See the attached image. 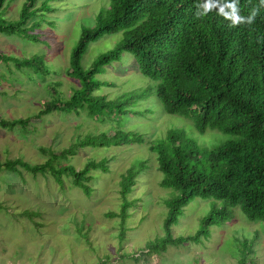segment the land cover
I'll return each instance as SVG.
<instances>
[{"label":"rangeland","instance_id":"1","mask_svg":"<svg viewBox=\"0 0 264 264\" xmlns=\"http://www.w3.org/2000/svg\"><path fill=\"white\" fill-rule=\"evenodd\" d=\"M41 1L27 5L35 9L25 22L27 33L34 39L0 33V54L18 60L35 58L34 65L21 61L25 64L20 66L11 57L0 58V118H28L25 126L0 125V162L18 157L41 164L49 158V150L58 154L76 138L102 130L110 134V127L115 125V116L92 118L83 109H52L36 116L46 102L55 98L62 101L70 95L71 87L79 85L67 73L71 51L80 26H90L108 0H45L38 10ZM23 2L26 0H4L1 15L16 18ZM105 39L111 40V36L88 44L81 59L83 67L105 51ZM128 54L122 52L118 61L95 75L106 83L93 94L108 99L147 84ZM127 109L119 116L118 125L140 132L141 141L75 147L66 158L58 155L52 161L55 166L80 168L87 158H104L107 170L90 172L87 196L71 185L70 176L65 174L58 183L49 172L0 170V264H236L241 241L245 245L242 264H264V224L246 219L237 206L228 208L229 219L210 225L207 236L168 243L161 252L147 251L146 244L165 233L161 225L167 210L164 199L171 193L160 184L161 173L148 144L161 136L156 135L164 130L166 120L176 116L158 110L148 98L127 105ZM179 127L187 133L182 125ZM138 160L132 190L125 194L131 203L125 209L126 216L120 218L119 180ZM211 201L200 197L190 200L176 222L168 226L171 237L193 234L211 206L221 205ZM23 210L36 215L27 217Z\"/></svg>","mask_w":264,"mask_h":264},{"label":"trees","instance_id":"2","mask_svg":"<svg viewBox=\"0 0 264 264\" xmlns=\"http://www.w3.org/2000/svg\"><path fill=\"white\" fill-rule=\"evenodd\" d=\"M3 1L0 0V5ZM34 1L23 2L14 19L4 18L0 6V33L34 39L25 26L35 13L27 5ZM43 2L38 10L44 7ZM104 3L90 26H80L71 51L67 73L79 85L71 87L70 95L60 98L62 101L55 98L46 102L36 116L52 109L75 112L83 109L92 118L115 116L112 132L106 134L102 130L78 137L58 154L49 150V158L41 164L7 158L0 162V170L17 172L23 168L32 174L49 172L58 183H61L60 175L65 174L70 176L71 185L87 196L91 191L90 172L107 170L104 158H87L80 168L71 164L55 166L52 161L58 155L66 158L75 147L141 141L140 132L121 128L118 120L128 110L127 105L148 98L158 110L176 117L168 118L164 130L156 135L161 136L148 144L161 173L160 184L170 188L171 193L164 199L167 210L161 225L165 233L146 244L147 251L161 252L168 243L207 236V228L229 219L228 208L234 206L246 219L264 224V0H208L209 8L204 14L184 10L187 3L196 5V0ZM102 36H111V40H104L105 51L83 67L81 59L88 44ZM122 52L129 53L147 84L108 99L93 94V90L106 83L95 75L118 61ZM10 57L16 66L25 64L21 61L35 64L34 56L23 60ZM10 57L0 54L4 60ZM145 109L151 111L150 107ZM27 121L28 118L10 121L0 118V125L25 126ZM139 162H133L120 177V218L126 216L125 209L131 203L125 194L132 190ZM195 197L211 198V203L219 201L221 205L211 206L199 219L193 234L171 237L168 226L176 222L183 207ZM22 215L31 218L36 214L23 210ZM238 246L236 264H242L244 241L238 242Z\"/></svg>","mask_w":264,"mask_h":264},{"label":"clouds","instance_id":"3","mask_svg":"<svg viewBox=\"0 0 264 264\" xmlns=\"http://www.w3.org/2000/svg\"><path fill=\"white\" fill-rule=\"evenodd\" d=\"M207 2H208V0H196V5H192V4L187 3L184 10L185 11H197L198 13L204 14L209 8V6L207 5ZM253 19H254V16H253L251 22L253 21ZM256 28H251V30H255ZM262 44H263V50H264V34H263V38H262Z\"/></svg>","mask_w":264,"mask_h":264}]
</instances>
